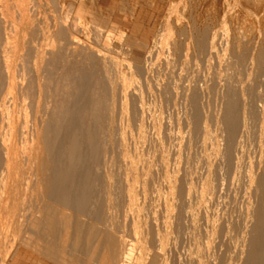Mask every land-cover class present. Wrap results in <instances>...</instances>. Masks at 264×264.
<instances>
[{"label": "bare ground", "instance_id": "6f19581e", "mask_svg": "<svg viewBox=\"0 0 264 264\" xmlns=\"http://www.w3.org/2000/svg\"><path fill=\"white\" fill-rule=\"evenodd\" d=\"M29 1H31V0H29ZM54 1H55L54 3L57 6V0H54ZM113 1L114 0H101L100 2L105 3L106 7H109L108 5H110L111 2H113ZM244 1L249 2V4H250L249 6H251V4L253 2L254 3L253 9H255L254 13L257 12L258 15H259V13H261L262 16H264L263 15L264 14V0H244ZM51 2H53V1H51ZM100 2H99V5H100ZM235 2H236V0H235ZM54 3H53V5L55 8ZM59 3H60V1H59ZM62 3H64V2H62ZM34 4H35V2H34ZM119 4H120L119 6L121 8V2ZM245 4H247V3H245ZM85 5H86V3L82 4L80 2V0H76L75 2H72V3L68 2V5L66 4L65 6L59 5L60 6L59 8L62 10L61 11L62 13H59L61 15H60V17H57L58 18L57 22L53 21L54 22L53 25H55V27H56V29H54V31H49L50 28L49 29L48 28L40 29L39 30L40 37H37L38 34H35L36 32L34 33L33 36L29 34V37L31 36V38H30L31 41L30 42L27 41V42H29L30 44L34 43V45H31L32 48H30V51H31L30 57H32L31 58L32 64L30 67H29V65H30L29 61L30 60L28 61V58L24 59L21 57L23 62H24V60L27 59V62L26 61H25V63L22 62L23 64L21 63L20 60H19L20 62L18 60L16 61V59L20 58V55H21V52H20V55L18 54L20 51V49H18V47H15V46L5 47L0 52V264H191V263L192 264H209L208 259L209 260L211 259V258H208L209 255H208V257L205 256L206 252L204 251V249L202 250V248L200 247L202 250L200 252L199 251L200 249L198 250L196 248V246H195L194 251L191 248H189L186 251L187 256H188V261H185L186 259L184 261L180 260V258H181L180 256H183L182 254L184 252H182V254H180V255H179V252L181 249L184 248V246H186V245H184L183 238L185 237V235L187 236L188 234H190L191 233L190 230L191 229L194 230V227L196 225V213H194V211L192 209L194 207H191L192 205L190 206L188 204V202H189L188 200L190 198L191 191L193 190V188L191 187V184L188 183L187 187H186V185L183 184L186 188L183 189L182 188L183 186H182L181 188L178 189L176 176L175 175L170 176L169 173L166 171V170H169V172H170V169L166 168V170H164L165 171L164 179H165L166 187H165V185L162 186V188L163 187L165 188L166 192L162 193V191H161L160 197L155 196L156 192L153 191V189H154L153 184L155 181L152 180V176L154 174L151 176V171H153V170H151L150 164L148 162H145L142 159V154L140 153L139 149L136 147L137 146L136 144H138V143H133V144L128 143L127 136H126L127 125L126 124L124 125L123 123H120V125L118 124L119 121L117 120L118 119L117 116L121 111L117 112L118 114H117V116H115L116 115L115 107L118 106V105L115 106L116 96H117L116 80H118L120 83L119 89H120L121 93H125L126 90L128 89V86L131 83L130 82L131 79L129 80L126 78L127 75L125 76V73L122 72L121 68H120L121 70L118 68L114 71V73H116L115 79L113 77H110L111 75H110V70L108 68L109 67V64H108L109 61L108 60H111V59H109V57H107L105 55V53H103L105 51L102 52V51L96 50V49L92 48L91 46H89L88 48H85V50H83V52H81V54L78 55L81 58H83L84 61L81 58H79V59L82 61H78L76 59V56H77V53L75 52L76 48L74 49L72 46L76 45L75 47L78 48V45L80 44V42H79V44H76L77 43V41H76L77 35L75 36V34H76V32H79V31H77V30H79V28H86V26H88V24L91 21V19H90V21L88 23L89 16L90 17L93 16L92 13L90 14L87 11V9L84 7ZM143 5L146 6L145 4H143ZM34 6H36V5H34ZM156 6H158V5H156ZM39 9H38V11H37V9L36 10L33 9V11H37L36 13H38ZM58 9L56 11V14H58V12H59ZM98 9H100V8H98ZM139 9H140V7H139ZM156 9H158V7L157 8L156 7L154 8L153 6L150 7V11H152V12L155 11ZM159 9H161V8H159ZM118 10L119 9L117 6V11ZM99 11H97V13ZM102 11H104V10H102ZM148 12L149 11L147 9L143 8V9L138 11L137 16L139 18H144L143 20H145ZM120 13H121V11H120ZM149 13H151V12H149ZM95 14H96V12L94 13V15ZM123 14H125V13H123ZM103 15H105V14L99 15V17L96 21L102 22V20L105 18ZM133 15L136 16V14H133ZM133 15H131L132 18H134ZM95 16L97 17V14ZM105 16H108V13ZM131 16H130V20L132 19ZM137 16L134 18V20H136ZM55 17L53 16V18H55ZM253 17H255V16H253ZM23 18L25 19V17H23ZM27 18H29V17H27ZM92 18L94 19V17H92ZM127 18H129V16ZM198 18L199 17H197L195 19L193 18V20L190 21V27H189V24L187 25V29L189 28L188 30L183 29V31H184L183 34L185 36L184 39L188 40V41L193 40L194 43L192 42V45L194 44L193 46L197 47L196 48L197 51L199 49H202V48H208V45L210 46L214 41L213 36H211V34H210L214 30L210 32L209 28L207 26H205L206 22L204 21L205 25L203 23L200 24V22H202L201 21L202 19L198 21L197 20ZM203 18H205V17H203ZM250 18H252V17H250ZM106 19H108V18H106ZM190 19H192V18H190ZM36 20L38 22V19H36ZM35 21H32V22H35ZM109 22H111L110 23L111 25L109 27L107 26L108 28L105 29L103 27L105 29V31H101L102 28H101V26H99V24L95 25V28L98 29V32H99L98 34L101 37H103V41L106 45L111 44L110 42L112 40V37H113L112 35H113V30H114V27L112 26L114 23L112 21H109ZM130 22H129V24H130ZM208 22H209V20H208ZM208 22H207V24L210 25ZM5 23H7V22H5ZM9 23H10V26L12 25L13 27H17V25H15V23L13 21H9ZM39 23H36V24L38 25ZM8 25L9 24H7V26ZM31 25H35V24L31 23ZM31 25H29V26H31ZM239 26H240V24H239ZM89 27L91 28L92 26L89 25L88 28ZM209 27H211V26H209ZM10 28H12V27H10ZM28 28H30V27H27V29ZM52 28H53V26H52ZM92 28H94V27H92ZM120 28H122V27H120ZM28 30H30V29H28ZM32 30H34V29H32ZM1 31L3 32L4 30H1ZM15 31H16V29H15ZM34 31H36V30H34ZM7 32L8 31H6V33ZM32 33H33V31L31 32V34ZM181 33H182V31H181ZM215 33H218V31H216ZM215 33H214V36H216ZM99 35H98V37H100ZM244 35H247V34H244ZM81 36H83V35H81ZM95 36H96V34H95ZM179 36H180V34H179ZM254 36H252V37L254 38ZM11 37H13V36H11ZM11 37L9 36V38H11ZM98 37H97V39H98ZM4 38L5 37H3V40H6V42L5 41L4 42L7 45H9L10 44L8 41L9 38H6V39H4ZM91 39H93V38H91ZM101 39H100V41H101ZM217 40H218V37H217ZM238 40H237V42H238ZM87 41H89V40L87 39ZM98 41H99V39H98ZM137 41H138V39H137ZM252 41L251 42L249 41L245 44L243 43L244 45L241 44V42L234 43V44H237V46L234 45L235 49L233 48V45L231 47L234 49L235 58L240 61L239 67L242 68L241 63L244 66L243 63H245V62H249V64H251V65L256 64L255 67L257 68L258 72L263 76L264 75V37H263V39L259 45L256 44L257 46H254L255 44L253 46H249V43H252ZM27 42L25 44L29 45ZM83 42H81V43H83ZM152 42H153V40H152ZM152 42H150V43L152 44ZM217 42H219V41H217ZM11 43L15 44V41L11 42ZM100 43L102 44L103 42H100ZM215 43H216V40L214 41L213 44H215ZM232 43H233V41H232ZM54 44H57L58 46H56V45L54 46ZM85 44L87 45V43H85ZM88 44L92 45L91 43H88ZM149 44L143 45V43H142L141 45L143 47L145 46V47L149 48ZM185 44H187V43H185ZM189 44H191V43H189ZM213 44H212V47L213 46L215 47L214 50L216 49V47H218L217 50H219V46H215L216 44L215 45H213ZM154 45H155V43H154ZM93 46H94V44H93ZM187 46L188 45H186V47ZM54 47H56V48H54ZM26 48L29 49V46H27ZM47 48H50V49L54 48L55 50H50L51 52L48 53V52H46ZM81 48H79V49H81ZM153 48H154V46H153ZM100 49H101V47H100ZM21 50H22V48H21ZM104 50H107V49H104ZM202 50L204 51V49H202ZM207 50H209V52H210V50L213 51L211 46H210V49H206V51ZM203 51L202 52L200 51V54L203 53ZM23 52H24V50H23ZM25 52H27V51H25ZM140 52H142V50ZM151 52H153V51H151ZM151 52H149L147 49L144 48V51L142 53H136L135 55L137 56V59L140 60L142 58L144 59L146 57L145 55L147 53H151ZM109 53L110 52H108V54ZM204 53H206V52L204 51ZM215 53H216V51H215ZM215 53L213 51V54L211 53V57H212V55L215 58L217 56L219 57V55H217V53L216 54ZM24 54H25V55H23L24 57L26 55H27V57L29 56L28 52L24 53ZM47 55L49 56V58L47 61H45L44 58ZM113 55L115 56V54H113ZM209 55H210V53H208V56ZM208 59H207V61H209ZM43 60L46 62V64L44 67H41L42 64L40 65V63L44 62ZM155 60H156V58H155ZM151 61H152V59L150 60V62ZM17 62H19L18 65H16ZM110 62H111L110 66L117 67L116 61L112 62V60H111ZM218 63H220V61ZM228 63H226V64H228ZM230 63H231V61H230ZM246 64H248V63H245V66L247 68H249L248 67L249 64H248V66ZM135 65H136V63H135ZM139 66L137 68H139ZM142 66H143V63H142ZM142 66H141V70L145 68V67L142 68ZM146 66H148V65H146ZM207 66H209V65H207ZM255 67H253V68H255ZM137 68H135V69H137ZM130 69L131 68L128 67V71H130ZM228 69H229V66H228ZM225 70H223V71H225ZM243 70H244V67H243ZM143 72L145 73V70ZM259 73L257 75H259ZM127 74H128V72H127ZM27 76H28V78H27ZM149 76H151V75H149ZM245 76H247V75H245ZM262 76L260 78H264ZM130 77H132V76H130ZM232 77H234V76H232ZM214 78H218V77L215 76ZM222 78H223V76H222ZM183 79H185V78H183ZM219 79H220V77H219ZM227 79H229V78H227ZM245 79H246V77H245ZM236 80H235V78L233 80H230L229 82L227 80L226 81V82H228L227 86L223 85L224 87H226L225 88L226 92L224 90H222L223 93L225 94V96L224 95H222V96L225 97L226 104L223 105V106H225V107H223V109L225 108V110L223 111L224 114L222 111H221V114H223L222 124L224 126L223 129L225 131L224 130H222V131L225 132V134L224 133L223 134H224V137L226 136V145L224 147V150H221V149H220L221 151L218 150V152H220V154L222 152V154L220 155L219 164L217 165L215 163L216 161L213 160L215 163L214 166L217 165L216 166L217 167L216 168V175L218 176V177H216V175H215L216 180H214L215 178L213 180H214V183L217 184V179H218V183H219L218 188H219V190H221V192L223 191L224 196H226L225 195L226 193H230L229 191H231V190L233 192H236V191H239L240 188L243 189V196H244L243 200H245L244 201L245 205H244V207L242 205L243 208H241V211H240L241 212V214H240L241 218L238 217L239 219H241L240 221L242 223V238L241 239L243 240V242H242L243 244H242L241 249L239 251L236 250L237 253L232 250L233 254L235 253V256L232 255L233 257H229V258L224 257L225 259H220L219 261L215 260V264H264V137H263V134H264L263 129L264 128L262 127V125L264 124V122H263L264 121V114H263L264 104L262 105V102L264 100L262 99L263 101L261 102V99H260V101L258 102V103L261 102V104H259V105H262L263 108L257 107L258 109H260L258 111L259 112L261 111L260 114H257L259 112L257 111V113H256V111H255L256 104H254V105L251 104V101L255 102V100H250L253 96H249L253 93V91L251 93V91L247 89V92L249 91V93L247 94V92L245 91L246 89H244L245 86H243L245 84L241 85L243 81L241 79H238V81L241 80V82H239V84H238V82H235ZM144 81H146V78ZM195 81H196V79H195ZM219 81L222 82V79ZM261 81H260V85L257 84L258 85L257 88H259V86L264 87L263 84L261 85V83H263L264 81L263 82H261ZM184 82H186V81H184ZM211 82H212V79H211ZM207 84H209V83H207ZM211 84L209 87H211ZM248 86H250V85H248ZM181 87L182 86H180V88ZM216 87H218V86L216 85ZM219 87H221V86L219 85ZM250 89H251V86H250ZM211 90L209 89L208 93H210ZM218 90H219V88H218ZM128 91L130 92L129 89H128ZM128 91H127V93L129 94ZM135 91H137V89ZM142 91H143V89H142ZM165 91H166V89H165ZM262 91H263V89L261 90V92ZM137 92H135V93H137ZM168 92H169V90H168ZM216 92H218V91H216ZM127 93H126V96H127L126 100L128 99V97L129 98L132 97L131 96L132 94L127 95ZM139 93H140V91H139ZM143 93H144V91H143ZM177 94H175V95L173 94V97L175 96V98H178ZM197 94L198 93H196V91H194L192 96L191 97L189 96L191 98L190 101H191L192 106H193V107H191V109L194 108V110H195V112H194L195 115L190 114L191 111L189 112L190 116L191 115L194 116L195 128L198 126V121H199L198 95ZM259 94H261V93H258V96H256L257 101L259 100L258 98H261V97H259L260 96ZM118 95H120L119 92H118ZM167 95H169V94H167ZM170 95H172V94H170ZM176 95H177V97H176ZM189 95H191V93ZM248 96L250 97V99ZM224 97H222V98H224ZM262 97H264V96H262ZM117 98L121 99V96H120V98H119V96H117ZM183 98H185V97H181L182 100H183ZM179 99L180 98L176 99L175 101H177ZM186 99H185V101L187 102ZM182 100H180V103L182 102ZM134 101H131V102L134 103ZM137 101H138V99H137ZM190 101L187 102V104L188 103L191 104ZM127 102H129V101H127ZM208 102H209V100H208ZM171 103H172V101H171ZM134 104H136V102ZM139 104H140V106L138 105L139 107L137 106V109L139 108L140 111L138 109L137 115L140 116V114H138V113L139 112L141 113V116H140L141 120L138 119V116L136 119H138L139 121H143L142 120L143 117L145 116V118H148V116L145 115L146 113H144L145 108H143V106H145L146 103H144V105H143V101H142L141 97H140ZM221 104L222 103H220V105ZM177 105H178V102H177ZM122 106H124V105H122ZM131 106L132 105L130 103L129 110L133 109V108L130 109ZM205 107L206 106H204V108ZM253 107H255V109ZM134 108L136 109V107H134ZM162 108H163V106H162ZM162 108H161V110H162ZM121 109H122V111L124 110L123 108H121ZM188 109H190V108H188ZM188 109H186V112L189 111ZM135 111L131 110V112H135ZM150 112H151V110H150ZM161 112L162 111H160L159 113H161ZM208 112H211V110L210 111L208 110ZM129 114H131L130 111L128 112V115ZM143 114H144V116H143ZM128 115H126V116H128ZM149 115H151V114H149ZM208 116H209V113H208ZM120 117H122V116L120 115ZM124 117L125 116L123 115L122 119H124ZM130 117L131 118L128 120L129 121L131 120L132 122L131 121L130 122L132 124L130 123L128 125L129 128H127V129L131 128L130 125H133L132 127L137 128L139 121H136L135 124L136 123H138V124H136V126H134V121L132 119V116H130ZM135 117L136 116H134L133 118H135ZM203 117L205 118V116H203ZM204 118H203V120L206 119V118L205 119ZM210 118H212V117H210ZM210 118H208V119H210ZM119 119H121V118H119ZM147 120H149V119H147ZM152 120H154V119H152ZM252 120H257L260 122L259 124L256 125V126L259 125V127H258L259 128L258 129L259 130L258 131L259 132L258 133V140L256 139L257 143L254 142L256 144V145L255 144L254 145L257 146V148L254 147L253 143H251L253 141H251V142L249 141L250 140L249 137L252 134L251 128H252V125H254L253 124L254 122H252V125H251ZM124 121H125V119H124ZM146 121L144 120L145 124H147ZM186 121H187V123H189L188 122L189 120H186ZM200 121L202 122V120H200ZM153 122H155V121H153ZM206 122H208V121H206ZM219 122L217 123V126H219V124H220ZM154 124L152 123V126H154ZM118 125L120 126L119 128H118ZM139 126H140V124H139ZM142 127H143V124H142ZM159 127H161V126H159ZM131 130H133V128ZM135 130L137 131V129H134V131ZM146 130H147V128H146ZM146 130H144L145 131L144 134L146 133ZM117 131H118V134H117ZM134 131H132V132H134ZM139 131L142 132L141 127H139ZM166 131H168V130H166ZM186 131H188V129ZM195 131H196V129H195ZM129 132H131V131H129ZM156 132H158V131H156ZM195 133H198V131ZM129 134H132V133H129ZM159 134H160V132H159ZM189 134L190 133H188L187 135H189ZM192 134L194 135V133L193 132L191 133V135H190L191 137H192ZM198 134L197 135L195 134L193 136V138H195V136H199ZM117 135H118V137H117ZM138 135H140V134H138ZM205 135H207L206 129H205ZM220 135H217V138ZM253 135H254V133H253ZM176 136H178V135H176ZM115 137H117L116 139H118V140L115 141ZM196 138H198V137H196ZM200 138L201 137H199L198 139L200 140ZM155 139H156V137H155ZM158 139H159V137H158ZM143 140H145V139H143ZM143 140H141V141H143ZM146 140H148V138H146ZM151 140L149 141V143L151 142L152 145H149V144H147V145L154 148L155 146L152 143L154 141H151ZM186 140H188V139H186ZM189 140H191V138ZM194 140H193V143L191 141L192 145L195 142ZM132 142H135V140ZM184 142H186V141H184ZM143 143L146 144V141ZM155 143L161 144L163 142H161V143L155 142ZM186 143H188V141ZM200 144H203V143L200 141ZM207 145H208V141H207ZM157 146H158V144H157ZM116 147H117L118 157L116 155H114V153H112L114 155V157L116 156V158H118V161L116 160V163H115V160L113 162V159L111 158L112 156H110V154H111V150H112V152H114L115 151L114 148H116ZM174 147H176V146H174ZM195 147L197 148L198 146L197 145L194 146L192 149L193 151H194ZM144 148H145V145H144ZM146 148H148V147L146 146ZM190 148H192V147H190ZM207 148L209 150V147H207ZM145 149H144V151H145ZM150 149H149V151L151 153L153 151V154H154V152L156 150H158V151L161 150V146L159 147L160 150L156 149V147L154 148L155 151H154V149L153 150L152 149L150 150ZM180 149H181V147H180ZM200 149H201V147H200ZM164 150L166 151V149H164ZM181 150H180V152H181ZM187 150L189 151V149H187ZM192 150L190 149V151H189L190 155H191L190 152H192ZM201 150H199L200 153H201ZM206 150H205V153H206ZM176 151H175V155H176ZM214 151H215V149H214ZM184 152H186V151H184ZM184 152H182V153L184 154ZM212 152H213V149H212ZM166 153H167V151H166ZM147 154H150V153L147 151ZM183 154H182V156H183ZM196 154H198V153H196ZM146 155H144V156H146ZM150 155H152V154H150ZM187 155H188V152H187ZM193 155H194L193 157L196 156L195 153H193ZM164 156H166V154ZM169 156H170V154H169ZM171 156H172V153H171ZM185 157L186 156H184L183 160H185ZM199 157H200V155H199ZM201 157H203V159H205L203 154ZM214 157H216V156H214ZM153 158H155V157L153 156ZM162 158L166 159V157H162ZM174 158H173V162L175 161ZM180 158H182V157L180 156ZM189 158L186 157L187 160H189ZM150 159H151V157H150ZM168 159H169V157H168ZM215 159H217V158H215ZM197 160H198V157L196 158V161ZM199 160H200V158H199ZM211 160H212V158H211ZM178 161L179 160H177V162ZM200 161H202V160H200ZM209 161H210V159H209ZM151 162H153V161H150V163ZM189 162L190 161H188V162L183 161L182 164L188 163V165H189ZM204 162H201V163L205 164ZM193 163H194V161H193ZM201 163L200 164L198 163L200 165V167L202 165ZM207 164H208V166H205L204 168L208 167V175L206 177L205 183L202 184L203 185L202 186V193H204V194L206 193L208 196L209 194L207 192H208L209 188L211 187V184L213 183L212 182L213 180L212 181L210 180L212 182L210 184V181L208 180V176L211 172V169H212L211 166L213 164L208 162V160H207ZM159 165H160V163H159ZM154 166L155 165L153 164L152 167H154ZM198 166H196V167H198ZM188 167H186V168H188ZM189 168H191V167H189ZM193 168H195V166ZM201 169H203V167ZM161 170H162V168H161ZM153 172H155V171H153ZM171 172L173 173V171H171ZM189 172H190V169H189ZM203 172H205V171H203ZM200 173H201V171H200ZM200 173L198 171V173L195 174V177L198 176ZM187 174H188V172H187ZM158 175H160V174H158ZM203 175H205V174L203 173ZM191 176H190V178H191ZM162 177H163V174H162ZM185 177H186V175H185ZM199 177H200V175H199ZM204 177L205 176H203V179H204ZM212 177L213 176H211V178ZM184 179L185 178L183 177V180ZM195 179L198 180V178H195ZM203 179H200V180H203ZM185 181H188V180H185ZM198 181H197V183H198ZM159 182H161V180ZM188 182H190V181H188ZM199 182H201V181H199ZM183 183H186V182H183ZM197 183H194V184L192 183V184L194 186H196V188L198 190L199 186L196 185ZM202 183H203V181H202ZM214 183H213V185H214ZM159 184H160V186H158V187H160L159 189L163 190V189H161V183H159ZM212 187H214V186H212ZM199 189H200V187H199ZM212 191H214L213 193L216 192L215 190H213V188H212ZM193 192H192V194H193ZM157 193H160V191ZM199 193H200V191H199ZM215 194L218 195L217 192ZM196 195L197 194L195 192V196ZM219 195H221V194L219 193ZM236 195H237V193H236ZM195 196H194V198H195ZM214 196H213V198H214ZM221 196H219V197H221ZM191 197H192V201L194 202L193 196H191ZM216 197H218V196H216ZM219 197H218V199H219ZM230 197H231V195H230ZM222 198H221V201H222ZM215 199L216 198L212 199V201ZM234 199H235V197H234ZM204 200H205V197H204ZM204 200L202 198V200H200V201L203 203ZM197 201H198V198H197ZM215 201H213V202H215ZM205 202H206V200H205ZM217 202H220V201L217 200ZM223 202H224V199H223ZM226 202H224V203L226 204ZM230 202H232V201H230ZM233 202H234L233 204L236 203L235 201H233ZM195 203L198 204L196 201H195ZM220 203H222V202H220ZM190 204H191V202H190ZM231 204H229V205H231ZM238 204H240V203H238ZM238 204H237V206H238ZM221 205H223V204H220V206ZM199 206H201V205H199ZM199 206H198V208H199ZM213 206H214V203H213ZM220 206L218 204V207H220ZM224 206H226V205H224ZM232 206H234V205H232ZM227 207H228V205H227ZM234 207H235V209H234ZM234 207L232 210L233 211L237 210L236 208H238V207H236V206H234ZM201 208H202V206H201ZM209 208H211V207L209 206ZM215 208H216V204H215ZM217 208H216V211L218 212L219 210H217ZM220 209H221V207H220ZM225 209L228 210V208H225ZM225 209H223V210L225 211ZM230 209H231V207H229V210ZM208 210H210V209H208ZM201 211L202 212H200V213L202 214L204 210L201 209ZM236 212H238V211H236ZM218 214H219V212H218ZM227 214L224 213V216H227L230 219L231 215L229 217ZM203 215H204V213H203ZM213 215H215V214H213ZM237 215H238V213H237ZM222 218H223V216H222ZM238 218H237V220H238ZM233 221H234V218H233ZM199 222H200V220H199ZM206 224H204V225L207 226L208 224L207 225ZM204 225H203V227H204ZM201 226H200V230H202V231H201V233H200V231L198 232L199 236H196V233L195 234L193 233V235H195L197 238L200 236L203 238V235H201L203 233V228ZM216 226H217V223L214 227L216 228ZM219 226H217V227H219ZM230 227H232L231 223H229V226L226 228L227 229L226 231L223 228L222 229L219 228V230H217L216 232L218 233V231H220L219 232L220 235L221 234L224 235V232L228 233V229H230ZM198 229H196V230L198 231ZM209 229H207V227H206V229H204V230H209ZM236 230L237 229H235V231ZM194 232H196V231H194ZM213 232H214V230H213ZM231 232H233V231H231ZM237 233H238V230H237ZM239 233H240V231H239ZM234 234L236 235V232ZM240 234L237 237H240L241 236ZM207 235H209V234H207ZM225 235H227V234H225ZM190 236H189V238H190ZM205 237L206 236H204V238ZM234 237H236V236H234ZM185 238L188 239L187 237H185ZM191 238H192V236H191ZM194 238L192 240H194ZM221 238H224V237H220V239ZM203 239L202 240L200 239L201 242L203 241ZM197 240L195 239L194 241L197 243ZM190 242H192V241H190ZM237 242L238 241L236 240V243ZM227 243L231 244L232 242L228 241ZM199 244L200 245H197V246H203L201 243H199ZM222 244L223 243H221L220 245H222ZM227 245H225V243H224V249L228 251L229 246H228V249L225 248V246L227 247ZM222 246H221V248H223ZM193 248H194V246H193ZM230 249H231V247H230ZM209 251H210V249H209ZM214 251H213V253L215 254L216 251L215 252ZM227 251H223V252L227 253ZM213 253H212V255L215 256ZM229 253H230V251L227 254H229ZM216 254H218V253H216ZM213 256H211V257H213ZM184 258H186V257L184 256Z\"/></svg>", "mask_w": 264, "mask_h": 264}, {"label": "rangeland", "instance_id": "374dc122", "mask_svg": "<svg viewBox=\"0 0 264 264\" xmlns=\"http://www.w3.org/2000/svg\"><path fill=\"white\" fill-rule=\"evenodd\" d=\"M1 2H0V52L5 48V47H11V46H15V47H18V49H20V51H19V55H20V52H21V55H20V58H17L16 59V61L18 60H20L21 61V63L23 62V60H22V58H28V61L30 62H28L30 65H29V67L31 66V64H32V57H30L31 55V51H30V48H32V46L31 45H34V43H32V44H30L29 42L31 41V36L29 37V34L30 35H34V33L35 34H38V36L37 37H40V32H39V30L40 29H45V28H50V30L49 31H54V29H56V27H55V25H53L54 24V22H57V20H58V18L57 17H60V15L61 14H59V13H62L61 11V9L59 8L61 5H68V2L70 3H72V2H75L74 0H57V6H56V4L54 3L55 1L54 0H31V1H29V0H0ZM51 1H53V2H51ZM59 1H60V3H59ZM83 1V2H82ZM101 0H80V2L83 4H85L86 3V5L84 6L86 9H87V11L91 14L92 13V17H94V19L92 18V17H90L89 16V19H88V23H89V21H90V19H91V21H90V23L88 24V26L90 25V26H92V27H94V28H88V26H86V28H79V30H77V31H79V32H76V34H75V36H76V41H77V43L76 44H79V42H80V44L78 45V48L77 47H75L76 45H73L72 47L75 49V52L77 53V56L79 55V54H81V52H83V50H85V48H88L89 46H91L92 48H94V49H96V50H99V51H105V52H103V53H105V55L107 56V57H109V59H111L112 60V62L113 61H116V63H117V67H112V66H110L111 65V60H108L109 62H108V64H109V70H110V77H113L114 79L116 78V73H114V71L116 70V69H122V72L123 73H125V76H126V78L127 79H131L130 80V85L128 86V89L130 90V92L128 91V89L126 90V92L125 93H121V91H120V83H119V81L118 80H116V92H117V96H119V98H120V96H121V99H118L117 98V96H116V103H115V106L116 105H118L117 107H115V113H116V115L115 116H117V112H120L119 114H118V121H119V125H120V123H123L124 125L126 124L127 125V127H126V136H127V141H128V143L129 144H133V143H138V144H136L137 146V148L139 149V151H140V153L142 154V159L145 161V162H148L149 164H150V168H151V170H153V171H155V172H153V171H151V176H152V180L153 181H155L154 182V184H153V187H154V189H153V191H155L156 193L157 192H159L160 191V193H155V196H161V191H162V193L164 192H166V190H165V188L163 187L162 188V186H164L165 185V187H166V184H165V179H164V173H165V171L164 170H166V168L167 169H170V172H169V170H166L168 173H169V175L170 176H176V179H177V187H178V189L179 188H181L182 186V188L183 189H185L186 187H187V185H188V183H190L191 184V187L193 188V190L191 191V195H190V198H189V202H188V204L191 206V207H194V208H192L193 209V211H194V213H196V225H195V227H194V230L193 229H191L190 230V234H188L189 236L191 235L192 236V238H191V236H190V238H189V236L187 235H185V237H187L188 239H186L185 237L183 238V242H184V245H186V246H184V248L183 249H181L180 250V252H179V255L180 254H182V252H184L182 255L183 256H180L181 258H180V260L181 261H184L185 259V261H188V256H187V250L189 249V248H191L193 251L195 250V246H196V248L201 252L203 249H204V251L206 252V254H205V256H207L208 257V255H209V257L208 258H211L210 260L208 259V262H209V264H215V260L217 261H219L220 259H225V258H229V257H233V256H235V253L233 254V252H232V250L234 251V252H236L237 253V251H239L240 249H241V246H242V242H243V240L241 239L242 238V223H241V219H239V218H241L240 217V214H241V208H243L244 207V205H245V200H243L244 198V196H243V189L242 188H240L239 189V191H236V192H233L232 190V192L231 191H229L230 193H226L225 195L226 196H224V193H223V191L221 192V190H219V188H218V179H217V184L216 183H214V180H216V178H215V175H216V166L219 164V162H220V155L222 154V152H221V154H220V152H218V150L219 151H221V150H224V147H225V145H226V136L224 137V134H225V130L223 129L224 128V126H223V124H222V118H223V114H224V110H225V108L223 109V107H225V106H223V105H225L226 104V99H225V94L223 93V91L222 90H226L225 88L226 87H224L223 85H226L227 86V83L230 81V80H233L234 78H235V82H238V84H239V82H241V80L243 81L242 82V84L241 85H243V84H245V85H243V86H245L244 87V89H246L245 91L247 92V89L248 90H250L251 91V93H252V91H253V93L251 94V95H249V96H253L251 99H250V97H249V99L250 100H255V102H252L251 101V104H256V109H255V107H253L254 109H255V111H256V113H257V111L258 110H260V109H258L259 107L261 108L262 107V105L264 104V97H262V96H264V87H260L259 86V88H257L258 87V85L257 84H259L260 85V81L261 82H263L264 81V78H260L262 75L258 72V70H257V68L255 67L256 66V64H254V65H251V64H249V62H245V63H248L249 64V66H248V64H246L249 68H247L246 66H245V63H243L244 64V66L242 65V63H241V66H242V68L241 67H239V65H240V61L239 60H237L236 58H235V54H234V49H235V46L234 45H236L237 46V44H234V43H239V42H241V44H245V43H247V42H251L252 40V43H249V46H253L254 44V46H257V45H259L260 43H261V41H262V39H263V37H264V16H262V14L261 13H259V15L257 14V12H255L254 13V11H255V9H253L254 8V3L252 2V4H251V6H249L250 4H249V2H247V1H244V0H236V2H235V0H114L113 2H111V4L110 5H108L109 7H106V5H105V3H101L100 2ZM121 2V8H120V2ZM129 1V2H128ZM153 1V2H152ZM245 3H247V4H245ZM34 2H35V4H34ZM62 2H64V3H62ZM67 2V3H66ZM99 2H100V5H99ZM140 2V3H139ZM144 2V3H143ZM4 3V4H3ZM7 3V4H6ZM53 3L55 4V8H54V5H53ZM145 4L146 6H144L143 4ZM251 3V2H250ZM34 5H36V6H34ZM60 5V6H59ZM97 7H96V6ZM114 7H113V6ZM156 5H158V6H156ZM233 5V6H232ZM237 5V6H236ZM117 6H118V11H117ZM151 6H153L154 8L156 7H158V9H156L155 11H150V7ZM6 9H5V8ZM26 7V8H25ZM38 7V8H37ZM57 7V8H56ZM107 9H106V8ZM139 7H140V9H139ZM174 7V8H173ZM24 8V9H23ZM37 9V11H38V9H39V12L38 13H36L37 11H33V9L34 10H36ZM59 8V9H58ZM95 8V9H94ZM98 8H100V9H98ZM111 8V9H110ZM136 8V9H135ZM143 8H145V9H147L149 12H151V13H149L148 12V14H147V19L145 18V20H143L144 18H139L138 16H137V14H138V11L139 10H141V9H143ZM159 8H161V9H159ZM188 8V9H187ZM205 8V9H204ZM247 8V9H246ZM249 8V9H248ZM27 9V10H26ZM30 9V10H29ZM43 9V10H42ZM57 9H58V14H56V11H57ZM98 9V10H97ZM100 10V11H99ZM102 10H104V11H102ZM112 10V11H111ZM97 11H99L98 13H97ZM108 11V12H107ZM120 11H121V13H120ZM158 11V12H157ZM205 11V12H204ZM27 12V13H26ZM34 14H33V13ZM44 12V13H43ZM96 12V14H97V17L94 15V13ZM106 12V13H105ZM137 12V13H136ZM231 12V13H230ZM252 12V13H251ZM29 13V14H28ZM107 13H108V16H105V15H107ZM123 13H125V14H123ZM128 13V14H127ZM55 14V15H54ZM101 14H105V15H103L104 17V19L102 20V22H98V21H96L97 19H98V17H99V15H101ZM113 14V15H112ZM133 14H136V16H137V18H136V20H134V18L136 17L135 15H133ZM154 14V15H153ZM205 14V15H204ZM228 14V15H227ZM239 14V15H238ZM257 14V15H256ZM261 14V15H260ZM25 15V16H24ZM33 15V16H32ZM58 15V16H57ZM131 15H133V17L134 18H132V16ZM149 15V16H148ZM152 15V16H151ZM195 15V16H194ZM255 16V17H253V16ZM264 15V14H263ZM35 16V17H34ZM53 16L55 17V18H53ZM129 16V18H127V17ZM130 16H131V20H130ZM260 16V17H259ZM23 17H25V19L23 18ZM27 17H29V18H27ZM197 17H199L197 20L199 21V20H201L202 22H200V24H204L205 22H206V25L205 26H207L208 28H209V30H210V32L211 31H213L214 33L216 32V31H218V33H215V35L216 36H214V33L212 32V33H210L211 34V36H213V38H214V41L216 40V45L215 44H213L214 43V41H213V45H215V46H219V50H217L218 49V47H216V49L214 50V46L212 47V44L210 45L211 46V48L213 49V51H214V53H215V51H216V53H217V55H219V57L217 56L216 58L212 55V57H211V53L213 54V51H211L210 50V52H209V50H207L206 51V49H210V46L208 45V48H202V49H204V51L207 53H204V51L202 50V49H199L201 52L203 51V53H201L200 54V51L198 52L197 50H196V48L197 47H195V46H193L192 45V42H193V40H185L184 38H185V36H184V34H183V29L184 30H188L187 29V25L189 24V27H190V21L191 20H193V18L195 19V18H197ZM203 17H205V18H203ZM250 17H252V18H250ZM6 18V19H5ZM14 18V19H13ZM38 19V22H37V20L36 19ZM106 18H108V19H106ZM110 18V19H109ZM190 18H192V19H190ZM29 19V20H28ZM45 19V20H44ZM54 19V20H53ZM138 19V20H137ZM167 19V20H166ZM205 19V20H204ZM209 20V22H208V20ZM221 19V20H220ZM239 19V20H238ZM256 19V20H255ZM36 20V21H35ZM124 20V21H123ZM165 20V21H164ZM252 20V21H251ZM254 20V21H253ZM258 20V21H257ZM9 21H13L14 23H15V25H17V27H13L12 25L10 26V23H9ZM32 21H35V22H32ZM47 21V22H46ZM54 21V22H53ZM106 21V22H105ZM109 21H112L114 24L112 25L113 27H114V30H113V37H112V40H111V44L110 45H106L105 43H104V41H103V37H101L98 33V29L97 28H95V25L96 24H99V26H101V28H102V30L101 31H105V29L106 28H108L111 24V22H109ZM131 21V22H130ZM143 21V22H142ZM205 21V22H204ZM220 21V22H219ZM5 22H7V23H5ZM40 22V23H39ZM97 22V23H96ZM129 22H130V24H129ZM207 22L210 24V25H208L207 24ZM256 22V23H255ZM31 23H33V24H35V25H31ZM36 23H39L38 25L36 24ZM47 23V24H46ZM52 23V24H51ZM245 23V24H244ZM7 24H9L8 26H7ZM47 26H46V25ZM49 24V25H48ZM239 24H240V26H239ZM29 25H31V26H29ZM53 26V28H52V26ZM35 26V27H34ZM40 26V27H39ZM49 26V27H48ZM51 26V27H50ZM108 26V27H107ZM209 26H211V27H209ZM243 26V27H242ZM2 27V28H1ZM10 27H12V28H10ZM27 27H30V28H28V29H30V30H28L27 29ZM105 29H104V28ZM118 27V28H117ZM120 27H122V28H120ZM242 27V28H241ZM256 27V28H255ZM4 28V29H3ZM36 28V29H35ZM128 28V29H127ZM132 28V29H131ZM211 28V29H210ZM217 28V29H216ZM258 28V29H257ZM260 28V29H259ZM15 29H16V31H15ZM32 29H34V30H36V31H34V30H32ZM87 29V30H86ZM165 29V30H164ZM216 29V30H215ZM257 31H256V30ZM1 30H4L3 32L1 31ZM117 30V31H116ZM127 30V31H126ZM6 31H8L7 33H6ZM10 31V32H9ZM15 31V32H14ZM33 31V33L31 34V32ZM88 31V32H87ZM116 31V32H115ZM123 31V32H122ZM181 31H182V33H181ZM259 31V32H258ZM90 32V33H89ZM97 32V33H96ZM151 33V34H150ZM4 34V35H3ZM6 34V35H5ZM90 34V35H89ZM95 34H96V36H95ZM122 34V35H121ZM142 34V35H141ZM149 34V35H148ZM179 34H180V36H179ZM182 34V35H181ZM218 34V35H217ZM244 34H247V35H244ZM259 34V35H258ZM81 35H83V36H81ZM98 35L100 36V37H98ZM256 37H255V36ZM9 36L11 37V36H13V37H11V38H9ZM81 36V37H80ZM88 36V37H87ZM96 38H95V37ZM184 36V37H183ZM252 36H254V38L252 37ZM3 37H5L4 39H6V38H9L8 39V41H9V43L11 44H9V45H7L5 42H6V40H3ZM85 39H83V38ZM97 37H98V39H99V41H98V39H97ZM217 37H218V40H217ZM244 37V38H243ZM246 37V38H245ZM91 38H93V39H91ZM102 38V39H101ZM149 38V39H148ZM183 38V39H182ZM239 40H238V39ZM248 38V39H247ZM251 38V39H250ZM258 38V39H257ZM12 39V40H11ZM82 39V40H81ZM87 39L89 40V41H87ZM97 39V40H96ZM100 39H101V41H100ZM137 39H138V41H137ZM231 39V40H230ZM234 39V40H233ZM241 39V40H240ZM246 39V40H245ZM250 39V40H249ZM3 40V41H2ZM80 40V41H79ZM150 40V41H149ZM152 40H153V42H152ZM237 40H238V42H237ZM248 40V41H247ZM257 40V41H256ZM5 41V42H4ZM15 41V44L14 43H11V42H14ZM27 41H29V42H27ZM87 43V45L84 43ZM87 41V42H86ZM141 41V42H140ZM149 41V42H148ZM186 41V42H185ZM188 41V42H187ZM195 41V40H194ZM217 41H219V42H217ZM232 41H233V43H232ZM28 43L29 45H27V44H25V43ZM81 42H83V43H81ZM97 42V43H96ZM100 42H103L102 44L100 43ZM128 44H127V43ZM150 42H152V44L150 43ZM17 43V44H16ZM88 43H91L92 45H89ZM140 43V44H139ZM143 43V45L144 44H149V48H147V47H143L141 44ZM154 43H155V45H154ZM185 43H187V44H185ZM189 43H191V44H189ZM194 43V42H193ZM230 43V44H229ZM6 44V45H5ZM25 44V45H24ZM93 44H94V46H93ZM100 44V45H99ZM136 44V45H135ZM243 44V45H244ZM251 44V45H250ZM257 44V45H256ZM25 47H24V46ZM58 46L57 44H54V46ZM103 45V46H102ZM106 45V46H105ZM121 45V46H120ZM186 45H188L187 47H186ZM192 45V46H191ZM233 45V48L231 47ZM27 46H29V49H27L26 47ZM31 46V47H30ZM84 46V47H83ZM99 48H98V47ZM134 46V47H133ZM151 46V47H150ZM153 46H154V48H153ZM24 47V48H23ZM82 47V48H81ZM100 47H101V49H100ZM122 47V48H121ZM195 47V48H194ZM21 48H22V50H21ZM26 48V49H25ZM54 48H56V47H54ZM50 49V48H47V50H46V52H51L50 50H55V49ZM79 48H81V49H79ZM103 48V49H102ZM143 48V49H142ZM144 48L145 49H147L149 52H151V51H153V52H151V53H147L145 56V58L143 59H140V60H138L137 59V56L135 55L136 53H142L143 51H144ZM232 48V49H231ZM104 49H107V50H104ZM116 49V50H115ZM134 49V50H133ZM152 49V50H151ZM179 49V50H178ZM23 50H24V52H23ZM120 50V51H119ZM128 50V51H127ZM133 50V51H132ZM142 50V52H140V51ZM176 50V51H175ZM232 50V51H231ZM25 51H27L28 53H29V56L27 57V55L24 57L23 55H25L24 53H27V52H25ZM110 52L109 54H108V52ZM146 51V50H145ZM134 52V53H133ZM124 53V54H123ZM158 53V54H157ZM208 53H210V57L208 56ZM215 53V54H216ZM113 54H115V56L113 55ZM150 54V55H149ZM76 55V54H75ZM118 55V56H117ZM126 55V56H125ZM203 55V56H202ZM76 56V59L78 60V61H82L83 60V58H81L80 56H78L77 57ZM159 56V57H158ZM208 56V57H207ZM216 56V55H215ZM222 56V57H221ZM22 57V58H21ZM47 57V58H46ZM112 57V58H111ZM115 57V58H114ZM129 57V58H128ZM30 58V59H29ZM48 58H49V56L47 55V56H45V61H47L48 60ZM79 58H81L82 60H80ZM119 58V59H118ZM123 58V59H122ZM155 58H156V60H155ZM209 58V59H208ZM218 58V59H217ZM220 58V59H219ZM223 58V59H222ZM116 59V60H115ZM134 59V60H133ZM152 59V61L150 62V60ZM154 59V60H153ZM207 59L210 61H207ZM137 60V61H136ZM19 61V62H20ZM25 61L27 62V59L26 60H24V62L23 63H25ZM44 61V60H43ZM44 61V62H45ZM84 61V60H83ZM139 61V62H138ZM166 61V62H165ZM168 61V62H167ZM199 61V62H198ZM207 63H206V62ZM220 61V63H218V62ZM226 61V62H225ZM230 61H231V63H230ZM239 61V62H238ZM19 62H17V64L16 65H18L19 64ZM44 62H42V63H40V65H41V67H44L45 66V64H46V62L44 63ZM138 62V63H137ZM225 62V63H224ZM229 62V63H228ZM22 63V64H23ZM44 63V64H43ZM135 63H136V65H135ZM142 63H143V66H142ZM148 63V64H147ZM156 63V64H155ZM196 63V64H195ZM226 63H228V64H226ZM140 66H139V65ZM154 66H152V65ZM163 64V65H162ZM231 64V65H230ZM131 65V66H130ZM146 65H148V66H146ZM151 65V66H150ZM207 65H209V66H207ZM136 66V67H135ZM139 66V68H137ZM141 66H142V68L143 67H145L144 69H142L141 70ZM218 66V67H217ZM225 66V67H224ZM228 66H229V69H228ZM231 66V67H230ZM255 67V68H253V67ZM128 67H130L131 69H130V71H128ZM148 69H147V68ZM161 67V68H160ZM183 67V68H182ZM221 67V68H220ZM243 67H244V70H243ZM246 67V68H245ZM135 68H137V69H135ZM166 68V69H165ZM207 68V69H206ZM241 68V69H240ZM120 69V70H121ZM135 69V70H134ZM140 69V70H139ZM160 69V70H159ZM183 69V70H182ZM226 69V70H225ZM248 69V70H247ZM256 69V70H255ZM145 70V73L143 72ZM150 70V71H149ZM170 70V71H169ZM193 70V71H192ZM222 70V71H221ZM223 70H225V71H223ZM241 70V71H240ZM142 71V72H141ZM158 71V72H157ZM164 71V72H163ZM244 71V72H243ZM247 71V72H246ZM249 71V72H248ZM127 72H128V74H127ZM136 72V73H135ZM158 74H157V73ZM207 74H206V73ZM210 72V73H209ZM216 74H215V73ZM225 72V73H224ZM241 72V73H240ZM243 72V73H242ZM60 73V72H59ZM131 73V74H130ZM138 73V74H137ZM161 73V74H160ZM164 73V74H163ZM230 75H229V74ZM247 73V74H246ZM259 73V75H257ZM147 74V75H146ZM163 74V75H162ZM218 74V75H217ZM228 74V75H227ZM251 74V75H250ZM254 74V75H253ZM149 75H151V76H149ZM170 75V76H169ZM216 77H218V78H214L215 76ZM245 75H247V76H245ZM253 75V76H252ZM261 75V76H260ZM32 76V75H31ZM130 76H132V77H130ZM146 76V77H145ZM149 76V77H148ZM207 76V77H206ZM213 76V77H212ZM222 76H223V78H222ZM230 76V77H229ZM232 76H234V77H232ZM243 76V77H242ZM138 77V78H137ZM141 77V78H140ZM219 77H220V79H219ZM245 77H246V79H245ZM260 79H259V78ZM262 77H264V75L262 76ZM27 78H28V76H27ZM135 78V79H134ZM145 78H146V81H144L145 80ZM183 78H185V79H183ZM194 78V79H193ZM203 78V79H202ZM209 78V79H208ZM227 78H231L230 80L229 79H227ZM195 79H196V81H195ZM211 79H212V82H211ZM216 79V80H215ZM222 79V82L221 81H219V80H221ZM238 79H241V80H239L238 81ZM245 79V80H244ZM248 79V80H247ZM258 79V80H257ZM171 80V81H170ZM179 80V81H178ZM216 82H215V81ZM224 80V81H223ZM228 80V82H226ZM176 81V82H175ZM184 81H186V82H184ZM250 81V82H249ZM256 83H255V82ZM181 82V83H180ZM192 82V83H191ZM205 82V83H204ZM226 82V83H225ZM249 82V83H248ZM259 82V83H258ZM207 83H209V84H207ZM212 83V84H211ZM216 83V84H215ZM222 83V84H221ZM191 84V85H190ZM193 84V85H192ZM210 84H211V87H209L210 86ZM215 84V85H214ZM263 84V86H264V82L263 83H261V85ZM195 85V86H194ZM198 85V86H197ZM216 85L218 86V87H216ZM219 85L221 86V87H219ZM248 85H250L251 86V89H250V86H248ZM180 86H182L181 88H180ZM188 86V87H187ZM190 86V87H189ZM207 86V87H206ZM215 86V87H214ZM186 87V88H185ZM223 87V88H222ZM249 87V88H248ZM253 87V88H252ZM178 90H176V89ZM190 88V89H189ZM208 88V89H207ZM214 90H213V89ZM218 88H219V90H218ZM255 88V89H254ZM257 88V89H256ZM263 89V93L261 92V90ZM133 89V90H132ZM137 89V91H135V90ZM142 89H143V91H144V93H143V91H142ZM165 89H166V91H165ZM193 89V90H192ZM198 89V90H197ZM211 90V92L210 93H208V90ZM261 89V90H260ZM119 90V91H118ZM168 90H169V92H168ZM182 90V91H181ZM191 90V91H190ZM200 90V91H199ZM207 90V91H206ZM127 91L129 92V94L127 93ZM139 91H140V93H139ZM171 91V92H170ZM194 91H196V93H198L197 95H198V111H199V121H198V126L195 128V123H194V116H192L193 114L195 115V110H194V108H192L191 109V107H193L192 106V103H191V96H192V94L194 93ZM216 91H218V92H216ZM259 91V92H258ZM118 92H119V94L120 95H118ZM135 92H137V93H135ZM168 92V93H167ZM185 92V93H184ZM226 92V91H225ZM126 93H127V95H131L130 97L131 98H129L128 97V99L126 100V98H127V96H126ZM143 93V94H142ZM166 93V94H165ZM178 93V94H177ZM191 93V95H189ZM200 93V94H199ZM207 95H206V94ZM249 93V91L247 92V94ZM257 93V94H256ZM258 93H261V94H259L260 96L259 97H261V98H258L259 100L257 101L256 99H257V97L256 96H258ZM138 94V95H137ZM167 94H169V95H167ZM170 94H172V95H170ZM173 94L175 95V94H177L178 95V98H180L179 100H177V101H175L176 99H178V98H175V96L173 97ZM209 94V95H208ZM217 94V95H216ZM256 94V95H255ZM263 94V95H262ZM144 95V96H143ZM177 95H176V97H177ZM188 95V96H187ZM202 97H201V96ZM222 95H224V96H222ZM255 95V96H254ZM124 96V97H123ZM143 96V97H142ZM168 96V97H167ZM185 97V98H183V100L181 99V97ZM190 96V97H189ZM200 96V97H199ZM211 96V97H210ZM217 96V97H216ZM221 96V97H220ZM140 97L142 98V101H143V105H144V103H146V105L145 106H143V108H145V110H144V113H146L145 115H147L148 116V118H145V116H144V114H143V121H139V120H141V113L139 112L138 114H140V116L139 115H137V111H138V109H137V106L139 105L140 106V104H139V101H140ZM173 99H172V98ZM222 97H224V98H222ZM187 98V99H186ZM212 98V99H211ZM217 98V99H216ZM221 98V99H220ZM255 98V99H254ZM118 99V100H117ZM130 99V100H129ZM133 99V100H132ZM137 99H138V101H137ZM144 99V100H143ZM185 99L187 100V102H189L190 101V103L191 104H187V102L185 101ZM204 99V100H203ZM260 99H261V102H262V105H259V104H261V102L260 103H258L259 101H260ZM263 99V100H262ZM123 100V101H122ZM135 100V101H134ZM180 100H182V102L180 103ZM208 100H209V102H208ZM217 100V101H216ZM222 100V101H221ZM121 101V102H120ZM127 101H129V102H127ZM131 101H134V103L136 102V104H134L133 102H131ZM145 101V102H144ZM171 101H172V103H171ZM127 102V103H126ZM148 102V103H147ZM151 102V103H150ZM177 102H178V105H177ZM186 102V103H185ZM219 102V103H218ZM118 103V104H117ZM120 103V104H119ZM122 103V104H121ZM130 103H131V107H130V109L131 108H133V109H131L132 111L134 110H136L135 112H131V110H129V106H130ZM133 103V104H132ZM176 103V104H175ZM218 103V104H217ZM220 103H222L221 105H220ZM154 104V105H153ZM175 104V105H174ZM210 104V105H209ZM217 104V105H216ZM122 105H124V106H122ZM128 105V106H127ZM148 105V106H147ZM160 105V106H159ZM186 105V106H185ZM190 105V106H189ZM209 105V106H208ZM259 105V106H258ZM136 107V109L134 108V107ZM138 106V107H139ZM153 106V107H152ZM162 106H163V108H162ZM180 106V107H179ZM182 106V107H181ZM204 106H206L205 108H204ZM125 107V108H124ZM190 108V109H188V108ZM217 107V108H216ZM258 107V108H257ZM264 107V106H263ZM262 107V108H263ZM117 108V109H116ZM121 108H123L124 110L122 111V109ZM128 110H127V109ZM150 108V109H149ZM161 108H162V110H161ZM212 108V109H211ZM121 109V110H120ZM160 109V110H159ZM164 109V110H163ZM186 109H188L189 111H187L186 112ZM205 109V110H204ZM253 109V110H254ZM149 110V111H148ZM150 110H151V112H150ZM179 110V111H178ZM194 110V111H193ZM207 110V111H206ZM208 110L210 111L211 110V112H208ZM218 110V111H217ZM220 110V111H219ZM130 111V113L131 114H129L130 116H132V119H133V121H134V126H136V124H138V123H136L135 124V122L136 121H139V124H140V126H139V124H138V127L137 128H134V127H132L133 125H130V129H127V128H129V124L132 122L131 120V122L128 120V119H130L131 117L128 115V112ZM139 111H140V109H139ZM153 111V112H152ZM160 111H162L161 113H159ZM172 111V112H171ZM176 111V112H175ZM191 111V113L190 114H192L191 116H190V114H189V112ZM221 111L223 112V114H221ZM254 111V112H255ZM126 112V113H125ZM158 112V113H157ZM206 114H204V113ZM217 112V113H216ZM220 112V113H219ZM259 112V111H258ZM122 113V114H121ZM165 113V114H164ZM186 113V114H185ZM208 113H209V116H208ZM261 113V111L259 112V113H257V114H260ZM133 114V115H132ZM135 114V115H134ZM149 114H151V115H149ZM160 114V115H159ZM178 114V115H177ZM263 114H264V112H263ZM120 115L122 116V117H120ZM123 115L125 116L124 117V119H125V121H124V119H122L123 118ZM126 115H128V116H126ZM213 115V116H212ZM134 116H136L135 118H133ZM137 116H138V119H136L137 118ZM146 116V117H147ZM151 116V117H150ZM188 116V117H187ZM203 116H205V118L203 117ZM221 116V117H220ZM210 117H212V118H210ZM119 118H121V119H119ZM193 118V119H192ZM203 118L205 119V120H203ZM208 118H210V119H208ZM218 118V119H217ZM147 119H149V120H147ZM152 119H154V120H152ZM144 120L147 122V124H145V122H144ZM152 120V121H151ZM186 120H189L188 122L189 123H187V121ZM200 120H202V122L200 121ZM220 122H219V121ZM124 121V122H123ZM153 121H155V122H153ZM206 121H208V122H206ZM214 121V122H213ZM205 122V123H204ZM210 122V123H209ZM220 123L219 124V126H217V123ZM252 122H254L253 124L255 125H252ZM264 122V121H263ZM150 123V124H149ZM152 123L154 124V126H152ZM260 122L259 121H257V120H252L251 121V125H252V128H251V130H252V134H251V136L253 135V133H254V135L251 137H249V141L251 142V141H253V142H251V143H253V145L255 144V143H257V141H256V139L258 140V127H259V125L258 126H256L257 124H259ZM132 124V123H131ZM142 124H143V127L145 128H143L142 127ZM118 125V128L120 127ZM210 125V126H209ZM159 126H161V127H159ZM221 126V127H220ZM254 126V127H253ZM139 127H141V131L142 132H140L139 131ZM168 129H167V128ZM189 127V128H188ZM220 127V128H219ZM257 127V128H256ZM262 127L264 128V124L262 125ZM133 128V130H131ZM146 128H147V130H146ZM166 128V129H165ZM216 128V129H215ZM219 128V129H218ZM134 129H137V131L135 132L134 131ZM159 129V130H158ZM162 129V130H161ZM188 129V131H186ZM195 129H196V131H195ZM205 129L207 130V135H205ZM128 130V131H127ZM144 130H146V133L144 134ZM166 130H168V131H166ZM213 130V131H212ZM216 130V131H215ZM221 130V131H220ZM222 130H224V131H222ZM129 131H131V132H129ZM132 131H134V132H132ZM156 131H158V132H156ZM164 131V132H163ZM186 131V132H185ZM197 132L198 131V133H195V132ZM200 131V132H199ZM220 131V132H219ZM159 132H160V134H159ZM181 132V133H180ZM194 133V135L196 134H198L199 136H195V138L196 137H201L200 138V140L198 139V138H193V134H192V137L190 136L191 135V133ZM215 132V133H214ZM218 132V133H217ZM129 133H132V134H129ZM135 135H134V134ZM157 133V134H156ZM186 133V134H185ZM188 133H190L189 135H187ZM224 133V134H223ZM263 133H264V129H263ZM117 134H118V131H117ZM138 134H140V135H138ZM142 134V135H141ZM221 134V135H220ZM256 134V135H255ZM172 135V136H171ZM176 135H178V136H176ZM183 135V136H182ZM202 135V136H201ZM217 135H220V136H218V138H217ZM131 136V137H130ZM148 136V137H147ZM189 136V137H188ZM117 137H118V135H117ZM117 137H115V141L116 140H118V139H116ZM151 137V138H150ZM155 137H156V139H155ZM158 137H159V139H158ZM162 137V138H161ZM173 137V138H172ZM179 137V138H178ZM181 137V138H180ZM185 137V138H184ZM187 137V138H186ZM222 137V138H221ZM257 137V138H256ZM263 137H264V134H263ZM133 138V139H132ZM146 138H148V140H146ZM150 138V139H149ZM191 138V140H189ZM220 138V139H219ZM143 139H145V140H143ZM152 139V140H151ZM186 139H188V140H186ZM195 141L194 142V144L192 145V143H193V140ZM198 139V140H197ZM135 140V142H132V141H134ZM141 140H143V141H141ZM154 141V142H152L153 143V145L156 147V149H159V147L161 146V150L160 151H158V150H156L155 151V147L153 148V147H151V146H148L147 144H149V145H152L151 144V142L149 143V141ZM182 140V141H181ZM197 140V141H196ZM211 140V141H210ZM131 141V142H130ZM146 141V144L145 143H143V142H145ZM184 141H188V143H186V142H184ZM191 141H192V143H191ZM199 141V142H198ZM200 141L203 143V144H200ZM207 141H208V145H207ZM142 142V143H141ZM155 142H163V143H161V144H159V143H155ZM182 144H181V143ZM197 142V143H196ZM255 142V143H254ZM140 143V144H139ZM167 143V144H166ZM196 143V144H195ZM205 143V144H204ZM157 144H158V146H157ZM172 144V145H171ZM181 144V145H180ZM191 144V145H190ZM217 144V145H216ZM144 145H145V148H146V146L150 149H154V154H153V151H152V153L149 151V149L148 148H144ZM178 145V146H177ZM186 145V146H185ZM198 146L196 149L194 148V151L192 150L193 149V147L194 146ZM200 145V146H199ZM202 145V146H201ZM252 145V146H253ZM256 145V144H255ZM254 145V147H256L257 148V146H255ZM132 146V145H131ZM139 146V147H138ZM163 146V147H162ZM167 146V147H166ZM169 146V147H168ZM174 146H176V147H174ZM181 147V149H180V147ZM220 146V147H219ZM223 146V147H222ZM165 147V148H164ZM190 147H192V148H190ZM200 147H201V149H200ZM207 147H209V150H208V148ZM216 147V148H215ZM222 147V148H221ZM253 147V148H254ZM166 149V151H167V153H166V151L164 150V149ZM173 148V149H172ZM213 149V152H212V149ZM255 148V149H256ZM115 149V151L114 152H112V150H111V154H110V156H112L111 158L113 159V162H114V160H115V163H116V160L118 161V158H116V156L118 157V152H117V147L116 148H114ZM144 149H145V151H144ZM150 149V150H151ZM172 149V150H171ZM177 151H176V150ZM187 149H189V151H190V149L192 150V152L193 153H195V155L198 157V160L196 161V156L195 157H193L194 155H193V153L192 152H190L191 153V155L189 154V151L187 150ZM198 149V150H197ZM207 149V150H206ZM214 149H215V151H214ZM221 149V150H220ZM180 150H181V152H180ZM196 150V151H195ZM199 150H201V153L199 152ZM205 150H206V153H205ZM211 150V151H210ZM254 150V149H253ZM257 150V149H256ZM147 151L150 153V154H152V155H150V154H147ZM175 151H176V155H175ZM184 151H186V152H184ZM217 151V152H216ZM182 152H184V154L182 153ZM187 152H188V155H187ZM224 152V151H223ZM257 152V151H256ZM112 153H114V155H116L115 157H114V155L112 154ZM117 153V154H116ZM171 153H172V156H171ZM174 153V154H173ZM178 153V154H177ZM180 153V154H179ZM183 154V156H182V154ZM186 153V154H185ZM196 153H198L199 155H200V157H199V155L198 154H196ZM211 153V154H210ZM147 154V155H146ZM166 154V156H164ZM169 154H170V156H169ZM202 154H203V156H204V158L205 159H203V157H201L202 156ZM206 154V155H205ZM214 154V155H213ZM144 155H146V156H144ZM182 157V158H180V156ZM153 156L156 158H153ZM169 157V159H168V157ZM184 156H186L187 158H189V160H187L186 159V157H185V160H183V158H184ZM211 156V157H210ZM213 156V157H212ZM214 156H216V157H214ZM150 157H151V159H150ZM162 157H166V159L165 158H162ZM175 157V158H174ZM173 158H174V160L177 162V160H179L177 163L174 161L173 162ZM195 158V159H194ZM199 158H200V160H202V161H200L199 160ZM211 158H212V160H211ZM215 158H217V159H215ZM146 159V160H145ZM168 159V160H167ZM181 159V160H180ZM209 159H210V161H209ZM184 162H188V161H190L189 162V165H188V163H183L182 164V162L183 161ZM205 162H204V161ZM207 160H208V162H210V163H212L213 165L211 166V172H210V174H209V176H208V180L210 181H212L214 178V180L212 181L213 183H214V185H213V183L210 181V184H211V187L212 186H214V187H212L213 188V190H217L216 192H217V194L218 195H216L215 193H213L214 191H212V188L210 187L209 188V190H208V196H207V194L205 193H202V184H204L205 183V180H206V177H207V175H208V167L207 168H204L205 166H208V164H207ZM213 160H215L216 162V166H214L215 165V163H214V161ZM150 161H153V162H151L150 163ZM192 161V162H191ZM193 161H194V163H193ZM212 161V162H211ZM218 161V162H217ZM200 164L201 162H204L205 164H202L201 165V167H200V165L198 164V163ZM159 163H160V165H159ZM182 165H181V164ZM197 163V164H196ZM153 164L155 165L154 167H152L153 166ZM185 164V165H184ZM157 165V166H156ZM189 167H191V168H189ZM195 166V168H193L194 166ZM199 165V166H198ZM162 166V167H161ZM193 166V167H192ZM196 166H198V167H196ZM162 168V170H161V168ZM186 167H188L189 169H190V172H189V169L188 168H186ZM203 167V169H201ZM215 167V168H214ZM159 168V169H158ZM185 168V169H184ZM193 168V169H192ZM116 169V168H115ZM193 171H192V170ZM198 169V170H197ZM195 170V171H194ZM197 170V171H196ZM171 171H173V173L171 172ZM198 171H199V173H200V171H201V173L199 174L200 175V177H199V175L198 176H196L195 177V174L196 173H198ZM203 171H205V172H203ZM187 172H188V174H187ZM186 175V177H185V175ZM194 173V174H193ZM203 173L205 174V175H203ZM158 174H160V175H158ZM162 174H163V177H162ZM172 174V175H171ZM190 174V175H189ZM157 175V176H156ZM189 175V176H188ZM192 175V176H191ZM194 175V176H193ZM155 176V177H154ZM160 176V177H159ZM190 176H191V178H190ZM203 176H205L204 177V179H203ZM211 176H213L212 178H211ZM158 177V178H157ZM162 177V178H161ZM183 177L185 178L184 180H183ZM188 177V178H187ZM216 177H218L217 175H216ZM150 178V177H149ZM155 180H154V179ZM161 178V179H160ZM194 178V179H193ZM195 178H198V180L199 181H201V182H199L197 179H195ZM151 179V178H150ZM200 179H203V180H200ZM161 180V182H159ZM183 180V181H182ZM185 180H188V181H190V182H188V181H185ZM194 182H193V181ZM158 181V182H157ZM196 181V182H195ZM197 181H198V183H197ZM202 181H203V183H202ZM163 182V183H162ZM183 182H186V183H183ZM159 183H161V189H163V190H160L159 188L160 187H158V186H160V184ZM194 183H197L196 185L197 186H199L200 187V189H199V187H198V190H197V188H196V186H194L193 184ZM156 184V185H155ZM186 185V187L184 186V185ZM201 184V185H200ZM216 185V186H215ZM156 186V187H155ZM195 188H194V187ZM152 187V188H153ZM216 188V189H215ZM158 189V190H157ZM196 189V190H195ZM194 191V192H193ZM199 191H200V193H199ZM219 191V192H218ZM192 192H193V194H192ZM195 192H196V196H195ZM213 193V194H212ZM219 193L222 195H219ZM236 193H237V195H236ZM199 194V195H198ZM229 194V195H228ZM234 194V195H233ZM204 195V196H203ZM215 195V196H214ZM230 195H231V197H230ZM236 195V196H235ZM191 196H193V198H194V196H195V198H194V202L192 201V197ZM198 196V197H197ZM201 196V197H200ZM203 196V197H202ZM207 196V197H206ZM213 196H214V198H216L218 201H220V202H222V203H220V202H217V200L215 201V200H213V201H215V202H213L212 201V199H214L213 198ZM216 196H221V197H219V199H218V197H216ZM225 198H224V197ZM229 196V197H228ZM233 196V197H232ZM200 197V198H199ZM204 197H205V200H206V202H205V200H204ZM223 197V198H222ZM227 197V198H226ZM234 197H235V199H234ZM197 198H198V201H197ZM202 198H203V203L200 201V200H202ZM208 198V199H207ZM211 198V199H210ZM221 198H222V201H221ZM231 198V199H230ZM241 198V199H240ZM223 199H224V202H226V204L223 202ZM234 199V200H233ZM239 199V200H238ZM191 200V201H190ZM232 201V202H230V201ZM195 201L198 203V204H196L195 203ZM229 201V202H228ZM233 201H235L236 203L235 204H233L234 202ZM190 202H191V204H190ZM244 204H243V203ZM193 203V204H192ZM202 203V204H201ZM206 205H205V204ZM213 203H214V206H213ZM219 204V206H220V204H223V205H221L220 207H221V209H220V207H218V204ZM232 203V204H231ZM238 203H240V204H238ZM209 204V205H208ZM215 204H216V208H217V210H219L218 212H219V214H218V212L216 211V208H215ZM229 204H231V205H229ZM237 204H238V206H237ZM195 205V206H194ZM199 205H201L202 206V208H201V206H199ZM224 205H226V206H224ZM227 205H228V207H227ZM232 205H234V206H236V207H238V208H236L237 210H232L233 209V207L234 206H232ZM240 205V206H239ZM242 205H243V207H242ZM198 206H199V208H198ZM207 206V207H206ZM209 206L211 207V208H209ZM205 209H204V208ZM214 207V208H213ZM223 207V208H222ZM229 207H231V209L229 210ZM196 208V209H195ZM198 208V209H197ZM202 210H206L205 212L203 211V213H204V215H203V213L201 214L200 212H202L201 211V209ZM225 208H228V210L227 209H225ZM195 209V210H194ZM208 209H210V210H208ZM214 209V210H213ZM223 209H225V211L223 210ZM234 209H235V207H234ZM198 212H197V211ZM209 211V212H208ZM236 211H238V212H236ZM243 211V210H242ZM228 214H227V213ZM240 212V213H239ZM224 213L225 214H227L229 217H230V215H231V217H230V219L227 217V216H224ZM236 213V214H235ZM237 213H238V215H237ZM201 214V215H200ZM213 214H215V215H213ZM201 216V217H200ZM221 216V217H220ZM222 216H223V218H222ZM237 216V217H236ZM234 218V221H233V218ZM239 217V218H238ZM237 218H238V220H237ZM236 219V220H235ZM199 220H200V222H199ZM238 221V222H237ZM198 223V224H197ZM202 225H200V224ZM203 223V224H202ZM208 225H207V224ZM216 223H217V226H219V227H217L216 226V228L214 227L215 225H216ZM229 223H231L232 224V227H230V229H228V233H226V232H224V235L223 234H221L220 235V231H218V233L216 232L217 230H219V228L220 229H224L225 231L227 230L226 228L229 226ZM204 224H206L207 226H205ZM215 224V225H214ZM203 225H204V227H203ZM199 226V227H198ZM200 226L203 228V233L201 234V235H203V238H204V236H206L204 239L201 237H196V236H199V231H200V233H201V231L202 230H200ZM206 227H207V229H209V230H204V229H206ZM209 227V228H208ZM234 227V228H233ZM191 228V227H190ZM199 228V229H198ZM212 228V229H211ZM196 229H198V231L196 230ZM235 229H237L238 230V233H239V231H240V237H237V236H239V234L237 233V230L235 231ZM213 230H214V232H213ZM194 231H196V232H194ZM231 231H233V232H231ZM206 232V233H205ZM210 232V233H209ZM216 232V233H215ZM236 232V235L234 234ZM193 233L195 234L196 233V236L195 235H193ZM207 234H209V235H207ZM220 236H219V235ZM225 234H227V235H225ZM238 234V235H237ZM212 235V236H211ZM210 236V237H209ZM233 236V237H232ZM234 236H236V237H234ZM195 237V238H194ZM217 237V238H216ZM220 237H224V238H221L220 239ZM194 238V240L196 239H198L197 240V243L194 241V240H192ZM215 238V239H214ZM234 238V239H233ZM203 239V241L201 242V240ZM223 239V240H222ZM189 240V241H188ZM208 240V241H207ZM210 240V241H209ZM222 240V241H221ZM236 240L238 241L237 243H236ZM190 241H192V242H190ZM200 241V242H199ZM228 241H231L232 243L230 244V243H227ZM196 244H195V243ZM210 242V243H209ZM240 242V243H239ZM186 243V244H185ZM195 245H194V244ZM199 243H201L203 246H197V245H200ZM204 243V244H203ZM221 243H223L222 245H220ZM224 243H225V245H227V247L225 246V248L226 249H228V246H229V249H228V251L227 250H225L224 249ZM230 244V245H229ZM237 244V245H236ZM194 246V248H193V246ZM211 245V246H210ZM217 245V246H216ZM220 245V246H219ZM214 246V247H213ZM221 246L223 247V248H221ZM199 247V248H198ZM202 248V250H201V248ZM211 247V248H210ZM216 247V248H215ZM230 247H231V249H230ZM216 250H215V249ZM233 248V249H232ZM209 249H210V251H209ZM216 251V253H218V254H214L213 253V251L214 250ZM237 250V251H236ZM209 251V252H208ZM214 251V252H215ZM223 251H227V253L230 251V253L229 254H227L226 252H223ZM232 252V253H231ZM212 253L215 255V256H213L212 255ZM223 253V254H222ZM211 254V255H210ZM226 254V255H225ZM228 255V256H227ZM233 255V256H232ZM184 256L186 257V258H184ZM211 256H213V257H211ZM223 256V257H222ZM183 257V258H182ZM215 257V258H214ZM225 257V258H224ZM214 258V259H213ZM212 260V261H211ZM214 261V262H213ZM212 262V263H211ZM192 264V263H191Z\"/></svg>", "mask_w": 264, "mask_h": 264}]
</instances>
